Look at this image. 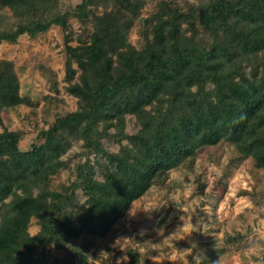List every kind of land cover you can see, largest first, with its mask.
Listing matches in <instances>:
<instances>
[{
	"label": "trees",
	"instance_id": "trees-1",
	"mask_svg": "<svg viewBox=\"0 0 264 264\" xmlns=\"http://www.w3.org/2000/svg\"><path fill=\"white\" fill-rule=\"evenodd\" d=\"M184 2L161 0L149 22L141 20L137 48L130 34L147 0H82L72 15L83 23L92 16V30L68 47L65 77L78 108L51 122L28 150L19 145L22 133L4 123L2 110L25 99L15 62L0 60V264H39L51 245L62 250L83 235L106 237L156 179L186 162L197 133L227 141L264 168V0ZM100 4L111 10L90 9ZM70 15L60 0H0V43L35 38ZM44 71L56 88V71ZM127 115L135 116L136 133L127 132ZM105 139L120 150H108ZM79 141L84 150L75 155L86 160L76 181L54 189L63 155ZM92 154L100 157L94 163ZM32 217L40 225L35 236ZM131 257L121 264H136L139 253Z\"/></svg>",
	"mask_w": 264,
	"mask_h": 264
},
{
	"label": "rangeland",
	"instance_id": "rangeland-1",
	"mask_svg": "<svg viewBox=\"0 0 264 264\" xmlns=\"http://www.w3.org/2000/svg\"><path fill=\"white\" fill-rule=\"evenodd\" d=\"M160 1L147 0L143 7L142 17L130 34L135 47L144 45L139 32L141 20L148 23ZM174 1L186 5L184 0ZM81 2L60 0V10L71 14L63 24L35 38L25 36L17 42L0 43V60L15 62L20 94L25 99L15 108H4L2 116L6 126L22 133L19 145L23 150L41 142V132L51 122L78 108V98L67 90L65 77L68 47L89 40L92 30V16L83 23L72 15ZM111 7L100 4L90 9L103 14ZM4 12L12 14L9 9ZM202 35V41L208 43L210 39ZM73 66L78 67L76 62ZM45 67L56 71V88L45 76ZM212 87V83L208 85ZM139 128L135 116L127 115V132L133 134ZM193 139L194 150L186 162L170 170L165 179H156L106 237L83 235L62 250L51 245L39 264H121L131 260L132 251L139 253L136 264H217L218 260L220 264H264V168H257L252 157L242 158L227 141L214 142L208 132L197 133ZM104 143L112 152L120 150L117 143L107 139ZM83 150L79 141L63 155L67 163L53 179L54 189L76 181L77 165L86 158L75 153ZM90 158L94 163L100 157L92 154ZM94 174L103 180L98 165ZM75 198L84 203L88 197L78 188ZM38 221L31 218L28 231L32 236L40 230ZM189 223L195 226L190 235L183 232Z\"/></svg>",
	"mask_w": 264,
	"mask_h": 264
},
{
	"label": "clouds",
	"instance_id": "clouds-1",
	"mask_svg": "<svg viewBox=\"0 0 264 264\" xmlns=\"http://www.w3.org/2000/svg\"><path fill=\"white\" fill-rule=\"evenodd\" d=\"M181 211L186 212L187 209H181ZM195 230V226L193 223H189L183 228V232L190 235ZM183 239V237H181ZM217 264H220L219 260L217 261Z\"/></svg>",
	"mask_w": 264,
	"mask_h": 264
},
{
	"label": "water",
	"instance_id": "water-1",
	"mask_svg": "<svg viewBox=\"0 0 264 264\" xmlns=\"http://www.w3.org/2000/svg\"><path fill=\"white\" fill-rule=\"evenodd\" d=\"M201 19H203V10L201 9Z\"/></svg>",
	"mask_w": 264,
	"mask_h": 264
}]
</instances>
